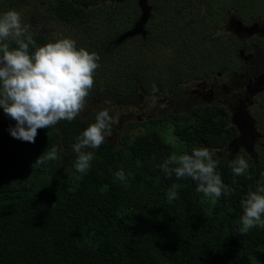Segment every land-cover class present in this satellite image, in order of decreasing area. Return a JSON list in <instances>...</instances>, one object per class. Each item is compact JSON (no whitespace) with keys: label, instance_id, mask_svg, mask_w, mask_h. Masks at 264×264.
<instances>
[{"label":"trees","instance_id":"trees-1","mask_svg":"<svg viewBox=\"0 0 264 264\" xmlns=\"http://www.w3.org/2000/svg\"><path fill=\"white\" fill-rule=\"evenodd\" d=\"M161 1H153L157 12L171 14ZM10 9L21 14L39 45L68 36L99 54L86 99L179 95L196 67L187 54H208L167 17L158 26L149 23L144 37L120 42L141 16L138 0H0V13ZM160 48L172 52L164 56L169 58H150ZM184 104L130 124L117 143L105 139L86 175L75 170L71 145L96 112L38 129L35 143L13 138L15 121L0 117V264H262L264 229L240 235L238 227L240 201L255 189L264 160L250 161L248 173L235 177L231 160L215 155L227 185L219 200L198 193L190 178H166L158 167L178 156L166 131L185 144L181 154L201 146L224 148L237 134L222 104ZM54 146L60 149L57 160L33 166ZM63 149L71 151L65 158ZM120 169L124 181L114 179ZM173 183L181 185L179 199L168 202L165 192Z\"/></svg>","mask_w":264,"mask_h":264},{"label":"clouds","instance_id":"clouds-1","mask_svg":"<svg viewBox=\"0 0 264 264\" xmlns=\"http://www.w3.org/2000/svg\"><path fill=\"white\" fill-rule=\"evenodd\" d=\"M99 61L98 53L78 46L72 37H54L39 45L18 11L10 9L0 13V109L15 121L9 128L10 135L35 143L38 129L77 119L93 88ZM114 123L110 110L103 108L96 113L95 121L76 137L71 150L76 155L74 168L77 172L87 174L94 151L111 134ZM59 151L56 146L46 149L33 166L57 160ZM214 155L208 146H201L190 153L171 155L158 167L166 178H190L196 183L198 193L219 200L227 185L217 171L219 159ZM229 167L233 176L240 177L248 173L250 164L237 155L231 159ZM114 179L124 181L125 171H116ZM180 188V184L173 183L165 192L166 200H178ZM240 207V235H247L254 228L264 229V173L255 189L250 188L241 199Z\"/></svg>","mask_w":264,"mask_h":264},{"label":"rangeland","instance_id":"rangeland-1","mask_svg":"<svg viewBox=\"0 0 264 264\" xmlns=\"http://www.w3.org/2000/svg\"><path fill=\"white\" fill-rule=\"evenodd\" d=\"M138 1L141 5V16L133 25L137 26L139 32L133 36H126L120 42L135 36L144 37L145 27L149 23L158 26L167 17L175 27L182 26L187 35L191 34L199 39L207 49V57L198 52L187 54L191 59H195L196 67L192 71L193 77L182 84L183 91L179 95L161 94L128 100L97 95L86 99L84 110L79 116L86 117L103 108H108L110 115L115 118V123L112 125L111 134L106 139L117 143L130 124L145 120L147 117L166 116L178 110L182 103L186 106H190L194 101L219 103L227 111L229 122L236 127L237 134L224 148L210 147L209 149L216 156L219 155L228 160L237 155L244 157L249 163L264 160V126H262L264 125V87L245 85L236 89L227 75L234 72L236 79V74L254 69L249 72H255L256 78H264L261 75L257 76L262 74L263 70L261 52L264 49V43L246 42L245 50L240 51L243 43L237 36L245 37L244 31H241L237 25L235 27L228 25L227 17V9L233 6L244 25L250 24L247 21L248 16L264 18V0H162L160 8L170 10L171 14L157 12L155 5L157 3L153 2L154 0ZM153 12L155 17L151 16ZM160 43L157 41L159 46H161ZM154 55L155 57L158 55L159 58H169L164 57L169 55V50L160 48L149 53L150 58ZM171 59L172 57L170 61ZM200 71L204 74H199ZM162 72H167V69H163ZM212 85L214 87H211ZM3 115H5L3 109H0V117ZM168 130H172V127L170 126ZM165 138L174 145V153L181 155L185 144L175 138L171 132L166 131ZM70 152L68 149H63V158ZM261 263L264 264V261Z\"/></svg>","mask_w":264,"mask_h":264},{"label":"flooded vegetation","instance_id":"flooded-vegetation-1","mask_svg":"<svg viewBox=\"0 0 264 264\" xmlns=\"http://www.w3.org/2000/svg\"><path fill=\"white\" fill-rule=\"evenodd\" d=\"M227 10H228V15H227L228 25H232L234 27L237 25L241 31H244V34H245V37L237 36L238 40L241 41V43H243L240 51L245 50L246 48L245 46H247V44H245L246 42L247 43H253V42L257 43V41H260L264 43V18L262 16H259L258 18L248 16L247 21H249L250 24L244 25L242 19H240L241 17L237 15L236 13L237 11L233 8V6H230ZM242 18L244 20L243 16ZM261 58H262L261 67L263 68V70H262V74H259L257 76L261 75L264 77V49L261 52ZM249 70L252 71L254 69H248L245 72H241V74H236L237 76L236 79H235L234 72L227 73L229 77V81L233 82L232 84L234 85L236 89L241 88L242 86H245V85L248 87L252 85L264 87V78H259V77L256 78L255 72H249ZM255 79L257 81H255ZM211 87H214V85H212Z\"/></svg>","mask_w":264,"mask_h":264},{"label":"water","instance_id":"water-1","mask_svg":"<svg viewBox=\"0 0 264 264\" xmlns=\"http://www.w3.org/2000/svg\"><path fill=\"white\" fill-rule=\"evenodd\" d=\"M142 31V30H141ZM139 32V30H137V26L135 25L134 28H132L131 30L126 31L119 40L124 39L126 36H133L135 33ZM143 32V31H142Z\"/></svg>","mask_w":264,"mask_h":264}]
</instances>
